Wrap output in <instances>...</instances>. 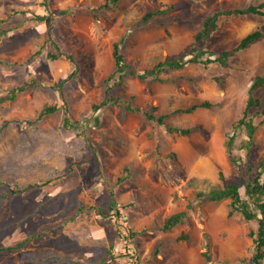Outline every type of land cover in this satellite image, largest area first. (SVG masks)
Masks as SVG:
<instances>
[{
	"label": "rangeland",
	"instance_id": "rangeland-1",
	"mask_svg": "<svg viewBox=\"0 0 264 264\" xmlns=\"http://www.w3.org/2000/svg\"><path fill=\"white\" fill-rule=\"evenodd\" d=\"M155 1L174 8L132 28ZM105 2L0 0L1 26L10 29L0 37V96L25 89L0 104V247L34 238L20 250L2 252L0 264H252L250 231L257 222L232 213L230 199L191 201L196 192L225 183L238 184L248 200L243 178L251 173L241 148L247 129L233 124L243 117L251 84L264 74V36L230 56L227 66L191 64L164 71V81L137 75L120 85L116 78L107 81L117 69L114 43L122 42L126 64L143 74L160 57L186 48L207 16L264 0H120L110 9L102 7ZM36 15L45 19L37 21ZM262 26L264 15L222 16L203 47L217 53L233 49ZM56 46L64 55L52 60L48 54ZM108 84L111 95L156 115L196 100L212 106L171 115L169 126L203 129L170 134L119 107L94 112ZM253 95L261 100L248 111L258 126L249 156L256 174L264 156V85ZM54 105L57 112L38 119ZM66 118L73 128L65 126ZM234 133L233 152L241 157L243 174L226 150ZM112 200L122 218L112 215ZM181 211L186 219L163 231L165 219ZM126 225L135 232L132 250L120 238L121 232L129 236ZM181 235L188 239L179 240Z\"/></svg>",
	"mask_w": 264,
	"mask_h": 264
},
{
	"label": "trees",
	"instance_id": "trees-1",
	"mask_svg": "<svg viewBox=\"0 0 264 264\" xmlns=\"http://www.w3.org/2000/svg\"><path fill=\"white\" fill-rule=\"evenodd\" d=\"M119 1L120 0H106V2L102 5V7H106L110 9L114 6H117ZM173 8H174L173 5L162 4L155 1L153 9L145 11L139 18H137L132 22L131 27L138 28L143 24L148 23L151 19H153L156 16L169 13ZM263 9H264V3L260 5H250L245 8H236L225 11H218L213 13L212 15L207 16L203 21L201 29L194 34L193 41L186 48H184L181 52L175 55H167L160 57L149 69L145 70L143 74H139V75L136 72H134L131 65L126 64L125 57L121 53L122 42H116L114 43L113 46V55L116 61L117 69L110 76L107 83H109L111 79L116 78L117 84L120 85L129 76H136V75L140 79L145 81H164V79L161 78V74L164 71L180 70L191 64L203 65L206 68H208L213 64H220L221 66H227L230 56H232L233 54L239 51L245 50L247 47H249L256 41L260 40L264 36V26L246 35L233 49L221 50L217 53L212 50H206L203 47V45L207 43V41L212 37V35L218 30L220 18L222 16H227V15L228 16L230 15L244 16L249 14L264 15ZM90 13L94 18L98 17L96 15V9H92ZM44 19H45L44 16H40V15L35 16V20L37 21H43ZM1 23L3 22H0V37L10 32V29L2 28ZM55 49H56L55 51H51L48 54V57L52 60H57L62 55H64V53L60 51L58 46H56ZM41 50L42 48L38 49L34 53V57L39 55L41 53ZM68 59L72 63H75V60L72 58V56H68ZM263 85H264V74L257 76L253 81V83L251 84L249 89V100L245 112L243 114V117L240 120L234 122L233 124L235 130L240 129L242 126H244L247 129L248 140L244 145L241 146V148L247 150L246 153L247 170L248 172L251 173L249 174L248 179H246V177L243 178L245 195L248 197V200L243 199L238 184L225 183L223 187L212 188L209 192H204V191L196 192L194 195V199L191 201L192 203H194V201H197L202 204L203 202H219L225 199H230L232 213L234 211L240 212L244 216L247 222H257L256 230L252 229L250 231V236L253 240V254L251 258L252 264H263L264 262V200H262V197L264 196V156L260 160V162L257 163L256 165V174H253L252 172L254 169H253V165H251L249 162V156L251 152V147L254 144V136L258 129V126L253 123L252 118L248 119V111L254 106L261 105V100L256 98L253 95V92L257 87ZM112 88L113 86H110L109 84L107 85L106 95L103 101L98 104H94L92 106V110L94 112L102 110L103 108L108 106L119 107L128 113L142 115L146 121L151 122L156 126H164L166 132L170 134L177 133L188 136L193 131H201L203 129L201 126H195L190 128L169 126L167 124V119L171 115L180 114V113L192 114L200 108H210L212 106V104L209 101L196 100L191 104L177 108L173 111L161 115H156L151 111L145 110L139 107L138 105L134 104L132 100L126 98L125 96L111 95L110 91L112 90ZM24 90H25L24 87H16L8 90L7 96H0V104L6 101L7 99L13 100L19 92H22ZM58 110L59 108L55 105L46 107L40 112L38 119H42L49 114L57 112ZM260 113L264 116V107ZM65 126L69 128H73L75 125L70 122L69 118H66ZM236 136L237 135L234 133L227 139L226 150L231 159V162L234 163L235 166L240 171V173L243 174L242 173L243 163L241 162V157L238 158L233 152ZM170 156L177 158L176 154H170ZM220 177L221 180H224V176L222 174L220 175ZM37 186L40 185L39 184L33 185L31 187H37ZM188 206L193 207V205H191L190 203L188 204ZM110 209L112 211L113 216H119L120 218H122L123 214L120 212V207L116 205L115 200H112ZM186 217H187L186 211H181L170 215L165 219L164 224L162 226V230L169 231L177 227L186 219ZM126 220H127L126 216L123 217V219H120V222H122V224L119 223V225H124ZM119 225H118V229L120 230L121 228L119 227ZM126 227L129 231V236L126 235L124 232H121L120 238L123 241L127 242V246H126L127 249L132 250V243L131 241H129V239L130 240L133 239V237L135 236V232L127 225ZM33 239L34 238L32 237H28L24 240L19 241L18 244L14 246L0 247V254L5 251L20 250L23 247H25L28 243H30ZM187 239L188 236L186 235H181L179 237V240H187ZM206 258L210 262L211 258L208 253H206ZM242 262H243L242 260H239L235 263L225 262L223 264H243ZM105 264H110V263H105Z\"/></svg>",
	"mask_w": 264,
	"mask_h": 264
}]
</instances>
